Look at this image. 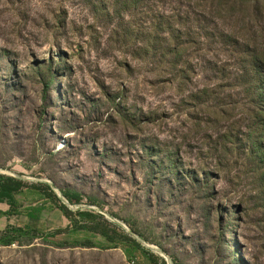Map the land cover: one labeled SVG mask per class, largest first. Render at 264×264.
Wrapping results in <instances>:
<instances>
[{
	"label": "rangeland",
	"instance_id": "obj_1",
	"mask_svg": "<svg viewBox=\"0 0 264 264\" xmlns=\"http://www.w3.org/2000/svg\"><path fill=\"white\" fill-rule=\"evenodd\" d=\"M260 58L264 0H0V264H264Z\"/></svg>",
	"mask_w": 264,
	"mask_h": 264
},
{
	"label": "crops",
	"instance_id": "obj_2",
	"mask_svg": "<svg viewBox=\"0 0 264 264\" xmlns=\"http://www.w3.org/2000/svg\"><path fill=\"white\" fill-rule=\"evenodd\" d=\"M25 215V218L29 219V221L31 220L30 218L34 217L29 209L25 210ZM11 221L10 204L6 201H0V231H3ZM26 223H28V221Z\"/></svg>",
	"mask_w": 264,
	"mask_h": 264
},
{
	"label": "trees",
	"instance_id": "obj_3",
	"mask_svg": "<svg viewBox=\"0 0 264 264\" xmlns=\"http://www.w3.org/2000/svg\"><path fill=\"white\" fill-rule=\"evenodd\" d=\"M255 67L256 68H260V71L262 72L263 70H261V69H263L264 68V60L263 59H257L256 60V64H255ZM261 74V73H260ZM257 82L260 84V89H264V83H263V79H262V77L260 76V78H258L257 79ZM3 179H4V177H2V176H0V201H5L4 199H3V196H4V192H3V188H5V186L4 185H1V182L3 181ZM7 201V200H6ZM8 203L10 202L11 204H12V199L11 198H9V200L7 201ZM9 203V204H10Z\"/></svg>",
	"mask_w": 264,
	"mask_h": 264
},
{
	"label": "bare ground",
	"instance_id": "obj_4",
	"mask_svg": "<svg viewBox=\"0 0 264 264\" xmlns=\"http://www.w3.org/2000/svg\"><path fill=\"white\" fill-rule=\"evenodd\" d=\"M155 250V249H154Z\"/></svg>",
	"mask_w": 264,
	"mask_h": 264
}]
</instances>
